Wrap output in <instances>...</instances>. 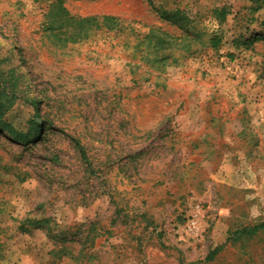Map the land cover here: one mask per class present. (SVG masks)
Instances as JSON below:
<instances>
[{
  "label": "rangeland",
  "instance_id": "374dc122",
  "mask_svg": "<svg viewBox=\"0 0 264 264\" xmlns=\"http://www.w3.org/2000/svg\"><path fill=\"white\" fill-rule=\"evenodd\" d=\"M52 2L0 0L24 88L18 135L0 133V264H264V233L228 241L264 221V10L66 0L97 20L64 44L43 26Z\"/></svg>",
  "mask_w": 264,
  "mask_h": 264
},
{
  "label": "trees",
  "instance_id": "16d2710c",
  "mask_svg": "<svg viewBox=\"0 0 264 264\" xmlns=\"http://www.w3.org/2000/svg\"><path fill=\"white\" fill-rule=\"evenodd\" d=\"M66 0H53L51 3L50 9L45 15V20L43 22L44 28L51 32L53 35L57 36L59 41L67 43H80L83 40L87 39L90 35L91 24L96 22L95 17L89 18H78L70 14L68 9L65 6ZM252 3L251 11L253 13L264 10V0H249ZM230 11L227 7H222L219 11H216L214 14L217 19H225ZM166 19L173 20L181 24V26L187 25V30H193L194 35L201 36L203 32L196 31V26L193 25V20L190 19L187 21V15L185 12L176 10L175 12H166L164 13ZM113 17H104L103 22L108 23L115 21ZM208 37L205 41V44H209L212 48L217 49L222 44V37L217 34V31L212 30L210 33H207ZM149 35H152L151 33ZM166 38V37H165ZM149 46L153 48L156 45V40L159 37H150L146 36ZM166 40V39H164ZM145 44V41L142 44ZM161 44V43H160ZM12 49H15L13 47ZM15 54L12 53L11 48L6 49L3 43H0V133H5L6 135L15 136L18 135L13 128V112L15 111V104H17L18 95L24 93L23 88V75L19 71V66L14 63ZM25 100H28L26 96ZM31 119V122L36 125L38 128L42 127V123ZM40 129H38L39 131ZM15 132V133H14ZM79 150L83 158L86 159L85 150L79 145ZM264 233V221L259 222L254 225L243 226L239 229H236L229 237L228 241L236 242L244 238L253 239L259 234ZM221 247H218L210 253L208 259L213 258L212 255H215Z\"/></svg>",
  "mask_w": 264,
  "mask_h": 264
},
{
  "label": "built area",
  "instance_id": "2783aa9c",
  "mask_svg": "<svg viewBox=\"0 0 264 264\" xmlns=\"http://www.w3.org/2000/svg\"><path fill=\"white\" fill-rule=\"evenodd\" d=\"M197 208H199V207H197ZM198 211H199V209H198ZM198 222H199V220H198V214H195L194 217H192V219L190 220V227H191V229L192 228H197Z\"/></svg>",
  "mask_w": 264,
  "mask_h": 264
}]
</instances>
